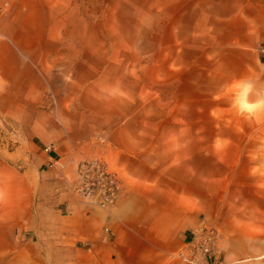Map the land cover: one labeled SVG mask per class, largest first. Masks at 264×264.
<instances>
[{"label":"crops","instance_id":"crops-1","mask_svg":"<svg viewBox=\"0 0 264 264\" xmlns=\"http://www.w3.org/2000/svg\"><path fill=\"white\" fill-rule=\"evenodd\" d=\"M120 7L149 46L139 87L157 88L167 73L189 105L197 89L211 104L227 92L242 104L264 99V0H125ZM37 10L26 44L7 27L0 39V117L24 140L10 150L0 144V232L43 228L45 264H187L175 253L193 233L234 229L226 222L228 185L238 164L261 166L262 156L251 154L263 150L243 143L250 128L215 129L209 111L165 113L158 95L155 111L142 108L148 97L141 95L133 110L113 75L136 72L133 63L111 62L99 44L86 56L82 43L69 48V38L83 34L64 31L62 16L49 26ZM238 115L264 124V109L240 107ZM215 137L226 143L215 147ZM94 159L119 174L106 208L85 207L67 187L77 163ZM13 247L0 242V259Z\"/></svg>","mask_w":264,"mask_h":264},{"label":"rangeland","instance_id":"rangeland-1","mask_svg":"<svg viewBox=\"0 0 264 264\" xmlns=\"http://www.w3.org/2000/svg\"><path fill=\"white\" fill-rule=\"evenodd\" d=\"M125 0H0V39L3 37V28L13 35L21 36V42L27 43L28 31L34 30L31 26L38 28L37 9L42 16L47 17L48 25L54 26L55 17H64L63 30L74 34H83V39L67 41L69 48H74L76 42L83 44L85 56L87 50L97 44L101 50L109 51L106 55L111 56V62L124 63L131 61L138 70L131 73L113 72L115 78V89L124 88L125 93L132 96L130 107L139 110L141 105L139 97H148L147 103L142 105L149 112L156 110L155 98L158 95L163 100V111L181 113L186 117L189 111H209L213 117L212 127H231L234 131L241 132V129L250 128V134L242 136L243 143L253 142L255 148L263 151L253 152L252 158H261V166L252 164L249 168L244 163L235 167L233 182L229 183L228 190V217L227 226L233 227L224 234L217 230L218 238L215 243V253L220 264H264V124L252 119H242L238 115L242 100L237 93L228 92L221 95L217 103H205L202 89H197L196 102L189 105L187 102L186 89L173 88L171 76L164 73V83L159 87H139V67L146 63L148 57L143 56L149 46L145 40L139 38L137 24H128L123 21L125 18L123 7L120 5ZM135 1V0H127ZM21 10L15 13L17 10ZM15 13L13 22L11 18ZM46 20V22H47ZM34 23V24H32ZM6 41V40H5ZM147 73V78L146 74ZM126 74V75H125ZM144 78L150 79V73L145 72ZM125 75V78L124 76ZM128 75L132 76V80ZM143 83V82H142ZM115 90V91H116ZM111 91V92H115ZM200 91V92H198ZM141 95V96H140ZM183 115V116H182ZM187 122V121H184ZM197 120V129H198ZM182 126V120L179 121ZM198 137V131H197ZM24 142L19 135L17 127L9 118L0 117V144L5 149H12L16 144ZM226 143L218 137L214 139V146L219 147ZM81 161L74 168V174L67 179L68 189L74 195L75 200L88 208H106L111 202H106L104 207H99L101 192L106 188V179L97 176V172L104 171L111 175L114 166L108 160L100 159L97 164L83 165L91 161ZM118 171V168L116 169ZM234 170V169H231ZM117 175V174H116ZM119 175V174H118ZM117 175V176H118ZM119 178V176H118ZM89 191L90 197H84L81 193ZM26 226H17L7 236L1 233L0 242L10 241L14 247L5 252L0 259V264H45L42 257L43 228L37 235L25 231ZM6 236V237H5ZM222 236V244L220 242ZM218 243V244H217Z\"/></svg>","mask_w":264,"mask_h":264},{"label":"built area","instance_id":"built-area-1","mask_svg":"<svg viewBox=\"0 0 264 264\" xmlns=\"http://www.w3.org/2000/svg\"><path fill=\"white\" fill-rule=\"evenodd\" d=\"M48 147L46 146V149ZM98 161L90 163H81L83 165L97 164ZM97 176L101 179H106V188L102 190L101 197L96 204L99 207H104L106 202H113L120 190V179L112 172L111 175L104 172H97ZM84 197H90L89 191L81 192ZM218 238L217 230L207 225L192 234L187 245L175 253V256L187 264H220L216 256L214 247Z\"/></svg>","mask_w":264,"mask_h":264},{"label":"clouds","instance_id":"clouds-1","mask_svg":"<svg viewBox=\"0 0 264 264\" xmlns=\"http://www.w3.org/2000/svg\"><path fill=\"white\" fill-rule=\"evenodd\" d=\"M243 109L249 112H252L254 110H259V109H264V99H262L261 101H259L257 104H243L242 105Z\"/></svg>","mask_w":264,"mask_h":264}]
</instances>
